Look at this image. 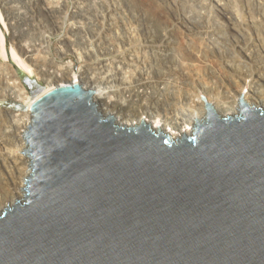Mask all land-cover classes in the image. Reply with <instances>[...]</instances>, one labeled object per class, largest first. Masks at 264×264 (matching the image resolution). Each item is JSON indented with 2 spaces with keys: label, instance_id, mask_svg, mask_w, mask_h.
<instances>
[{
  "label": "water",
  "instance_id": "95a60500",
  "mask_svg": "<svg viewBox=\"0 0 264 264\" xmlns=\"http://www.w3.org/2000/svg\"><path fill=\"white\" fill-rule=\"evenodd\" d=\"M32 172L0 216V264H264V111L207 117L171 142L118 128L76 83L21 71ZM29 170V169H28Z\"/></svg>",
  "mask_w": 264,
  "mask_h": 264
},
{
  "label": "rangeland",
  "instance_id": "374dc122",
  "mask_svg": "<svg viewBox=\"0 0 264 264\" xmlns=\"http://www.w3.org/2000/svg\"><path fill=\"white\" fill-rule=\"evenodd\" d=\"M215 1L218 0H0V159L11 157L12 154L15 156L19 153L22 154L28 149L24 140V134L28 127L23 129L28 118L24 113L16 112L12 108V103H19L18 101L23 97H30L22 83L18 69L45 89L49 83L40 73L41 70L36 67V63L32 62L34 57L29 58L24 54L21 49L22 45L34 52L35 59L46 60V62H42L45 66L43 70L50 68L54 70V68L71 65L74 72L81 68H96L100 62L115 64H112L113 69L121 65L122 62V65H129L128 69L141 70L144 67L143 71L166 69L164 68L168 57L166 55L172 53L171 59L176 58L175 63L191 78V81H188L189 85H179L181 86V102L187 112L192 110L191 108L195 105L196 108H199L201 101H204L202 97L206 100L216 98V90L223 92L222 96L227 90L225 96L233 97L234 91L227 88L225 79L232 73L229 72L231 68L236 74L233 79H242V85L239 86L242 94L247 96L253 88L255 92L260 91L263 94L264 89L257 86L258 90L256 87L259 83L254 84L255 82L251 78L246 79L242 75L249 74L253 67L260 66L258 75L263 76L262 79H264V67H262L264 64V0H219L234 17L233 25L229 24L227 19L217 11V2ZM155 9L156 11H154ZM109 17L111 18L109 19ZM157 19L159 21L163 19L162 21L170 22L173 25L178 23L179 28L174 36L175 45L172 51L165 52V49L156 46L153 49L149 47L151 50L143 47L140 35L153 31L152 28L155 33ZM146 25L150 27L148 26V28ZM2 41L6 42L14 60L2 55ZM153 50L157 52L155 53ZM87 51L88 53L84 54ZM162 52L165 53L164 60H160ZM243 54L252 55L254 61L258 60L254 62L256 65L243 57ZM110 60L111 63L108 62ZM255 71L257 70L255 69ZM12 72L16 76L15 80L10 77ZM239 72L241 76L238 74ZM57 82L64 83V81ZM250 83L252 86L249 85ZM215 88L217 89L215 90ZM245 103L249 104L246 100ZM212 104L215 105V101L211 100ZM184 109L181 110L183 113ZM173 113L171 112V116H168L171 119L178 118V116H174L176 113L174 115ZM238 114L232 117H240V112ZM204 120L206 117L201 121ZM29 122L28 126L31 124V120ZM16 130L18 134L20 133V144L17 142L15 146L9 144V141L10 133ZM191 136L192 134L188 137ZM21 145L24 147L23 149H21ZM4 147L6 148L2 149ZM23 157L28 161L27 170L29 169L30 175L32 172L30 169L31 160L27 154ZM1 167L2 162L0 163V181L5 177V171L9 170L8 165L5 168ZM26 187L27 184L22 188L21 197L16 202L23 201L26 194L23 190H26ZM10 207L7 206L0 212V215Z\"/></svg>",
  "mask_w": 264,
  "mask_h": 264
},
{
  "label": "bare ground",
  "instance_id": "6f19581e",
  "mask_svg": "<svg viewBox=\"0 0 264 264\" xmlns=\"http://www.w3.org/2000/svg\"><path fill=\"white\" fill-rule=\"evenodd\" d=\"M156 2H159V1H156ZM215 2H217V4H216L217 11L219 13H221L223 18L227 19L229 24L233 25L232 23L234 21V17L232 16V14H230V12H228L225 9V7L222 5V3H220L219 0L215 1ZM147 5H149V4L147 3ZM154 11H156V9ZM98 15H100V14H98ZM110 18L111 17H109V19ZM164 19H166V18H164ZM162 20L159 21V19H157L156 22L154 21L155 26L157 27L155 33L153 32L154 28H152L153 31L142 33L140 35L141 41L143 42V47L148 48V49H150V48L153 49L154 46L161 47V48L165 49V52L170 51V50L172 51L174 49V45H175L174 36H176L175 34L178 32L177 31L179 28V26L177 25L178 23L173 25L170 22H166V21H162ZM151 24H149V25H151ZM135 33H132V34H135ZM177 38H176V41H177ZM183 45H184V43H183ZM21 49L27 57H29V58L34 57V59H32V62L36 63V67L41 70L40 73L42 74V76L44 78H46L47 82L49 81L46 89L43 88L44 91L39 96V98L41 96L45 95L48 91H50L52 89H56L57 87L73 86V83H74L73 76L76 74L77 86H80L86 92H89V91L94 92L92 95V103L94 104L97 112L101 115V117L103 119H108L109 117L113 118L114 123L118 128L132 129L135 127H140L141 125H145V126H149L151 131L154 132L155 134H159V132H160L163 136L168 137L171 142H177L179 140H182L184 135H185V137H188L189 135L192 134L193 128H195L194 125H196L195 120H198V122L201 123L202 118L207 117L206 103L204 101L203 102L201 101V103L198 106L199 108H196V105H195V107L193 106L194 108L192 107L191 108L192 110L188 111L189 113L186 111L187 109L183 108L184 104H182V102H181V93H180L181 86H179V85H185V84L189 85L188 81L191 78H190V76H187L188 74L184 73L182 68H179L180 66L178 67L177 63H175V61H174L176 58L174 60L171 59L172 53H170V52H169L170 54L166 55V56H168L167 62H165V66H164V68H166V69H148V70L145 69L146 71L142 70L145 67L141 69L142 71L140 69H135V68L134 69H128L129 65L128 64L122 65L123 62L120 63L121 65H118L115 69H113L114 68V67H112L113 63L108 64V63H104V62L99 61L100 64L98 65V67L97 66H96V68L94 67L95 69L94 68L93 69L81 68V69H78L76 72H74L73 67L71 65L54 68V70H52L51 68L48 70H43L44 69L43 67H45V66L42 64V62H46V60H44V59L40 60L38 58L35 59L34 52L32 50H29V48H26L24 45L21 46ZM154 50H157V49H154ZM154 50H153V52H155ZM242 50H244V49H242ZM161 51H160V54H161ZM1 53L5 58H9L11 60H14L13 56H11V54L7 48L5 41H2V43H1ZM87 53H88V51L84 54H87ZM132 53H133V51H132ZM162 53H163L162 57H161L162 59L160 58V60H164L163 55H165V53L164 52H162ZM183 53H184V51H183ZM79 55L81 56V54H79ZM157 56H158V54H157ZM191 56H192V54H191ZM198 56L200 57V55H198ZM251 56L250 55L248 56L247 54H243V57H245L249 62L254 63L255 61H258V60L254 61L253 57H251ZM154 57H156L155 54H154ZM256 58H258V57H256ZM105 59H107V58H105ZM121 61H122V59H121ZM108 62L111 63V60ZM199 63H198V65H200ZM113 65H115V64H113ZM263 65H262V67H264ZM185 67H187V66H185ZM258 67H259V69H258ZM260 68H261L260 66H257L256 68L253 67L252 71L250 70V73L248 72L249 74H245L242 76H245L246 79L251 78L252 81L255 82L254 84L259 83V85H256V87L258 86V87H261V89H264V88H262V87H264V79H262L263 76L261 77L260 75H258ZM196 69H197V67H196ZM229 69H230V66H229ZM255 69L258 72L255 71ZM243 70H244V68H243ZM9 71H10V69H9ZM18 71H21V70L18 69ZM230 71L232 72L230 74V76L229 77L226 76V78H225L227 80L226 86H227V88L234 91V94H233L234 96L231 98L227 95L225 96V94H227V90H226L224 96H222L221 94L223 92H221V91L218 92L216 90L217 88H215L216 92L215 91H212V92L216 93V95H215L216 98H210L209 100L207 99L208 102H210L209 103L210 105H211V100L215 101V105L212 104L213 105L212 107L214 108L215 112L217 114H219L218 116H220L222 118H229V117L233 118L234 116L239 115L238 113H239V108H240V106H239L240 98L242 99V101L244 103H245V100L248 101L250 104V105L249 104L248 105L250 107L264 111V92H263V94L260 91L255 92L254 88H253V90L250 91V93L248 92V95L245 96V94H242L241 90H239V86L241 87V85H242L241 84L242 79H240V80H236V78L233 79V76H235L236 74L234 73V70L232 68L229 70V72ZM235 72H237V71H235ZM23 74H25V73H23ZM238 74H240V72ZM26 76H28V75H26ZM240 76H241V74H240ZM10 77H11V79H14V80L16 78V76L13 72L11 73ZM29 78H31V77H29ZM57 81H64V83L59 84ZM223 82H225V81H223ZM251 84L252 83H250L249 85H251ZM169 85L170 86L172 85L171 89H170ZM253 86H255V85H253ZM218 87H219V85H218ZM258 87H257V89H258ZM211 89L213 90V88H211ZM221 98H223V100H221ZM192 101H190V103ZM18 102L19 103L21 102L23 105L29 106V104L31 103V100H30V97L26 96V97L21 98V100H19ZM180 109L181 110L184 109L185 112H187V113H185V112L183 113V111H181ZM180 111H181V113H180ZM171 112H174L173 115L176 113L174 116L175 117L178 116V118L176 117L177 120H175L176 118L171 119L168 116V115L171 116ZM24 114L28 119H27L26 124L23 127V129L30 126V125L28 126V122L32 119V114L30 111L24 112ZM179 114H181V115H179ZM166 115H167V117H166ZM17 142H19V144H20V133L18 134L17 130H16V131L10 133L9 144L11 143L12 145L16 146ZM7 144H8V142H7ZM5 148L6 147H4L2 149H5ZM23 148L24 147L22 146L21 149H23ZM6 151H9V150H6ZM11 157L7 156L4 158L2 157V159H0V163L2 162V167L4 166V168H5V166L8 165L9 170H10V171L9 170L5 171L6 172V174L4 173L5 177H3L0 181V212H2L7 206H11L10 208H12L17 203L16 201L21 197L22 188H24V186L27 183L26 180H27V178H29L28 177L29 173L27 170V162L28 161H26V159L23 157V155L20 153L17 154L16 156H15V154H12ZM12 159H14V160H12ZM2 160L4 161V163ZM3 172H4V169H3Z\"/></svg>",
  "mask_w": 264,
  "mask_h": 264
}]
</instances>
